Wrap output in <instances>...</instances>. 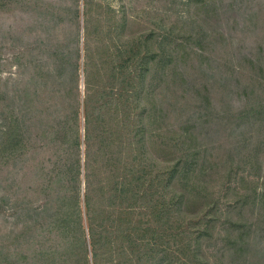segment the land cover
<instances>
[{
	"label": "trees",
	"instance_id": "obj_1",
	"mask_svg": "<svg viewBox=\"0 0 264 264\" xmlns=\"http://www.w3.org/2000/svg\"><path fill=\"white\" fill-rule=\"evenodd\" d=\"M210 1L178 0L183 9L174 11L169 0L133 17L99 5L102 16L84 27L80 100L77 3L0 0L41 25L26 47L40 60L28 59V76L0 99V181L4 164H28L45 194L33 206L0 183V214L12 220L0 264H157L165 248L168 264H208L217 243L210 264L250 252L261 264L264 189L249 186L264 163V49L229 57L230 41L210 29ZM233 93L246 97L237 111ZM39 141L53 154L29 153Z\"/></svg>",
	"mask_w": 264,
	"mask_h": 264
},
{
	"label": "rangeland",
	"instance_id": "obj_2",
	"mask_svg": "<svg viewBox=\"0 0 264 264\" xmlns=\"http://www.w3.org/2000/svg\"><path fill=\"white\" fill-rule=\"evenodd\" d=\"M43 1H52L55 7L62 5L74 8V6H76V3L78 5V23L80 37L79 46L82 55L79 59L78 68V89L79 92L81 91L80 100H82V94L84 92V27L87 25V18L90 17L91 19H93V21H95V18H100L102 16L101 9L98 8V6H103L105 4H109L114 8L122 6L124 12L128 17L135 16L142 9H152V11L155 12L156 10L163 11L164 9H167L169 7L167 5V2L169 0H93V3L90 4H87L89 0ZM170 1L174 2V11L182 8V5H179L178 0ZM210 7L212 8V10L210 11L212 17V23L209 22L210 29L215 31L216 33L223 34L227 38V40L230 41L228 42L229 51H231V53H229L228 55L229 57L231 56L232 59L234 58V60H237L244 55L257 53L260 47H263L264 49V0H211ZM187 8L190 12L195 11V6L190 5ZM169 9L173 10L172 8ZM36 16H38L37 12ZM38 21H40V18L36 19L31 11L29 12V10L27 9L25 11L18 7H13L12 9H0V99L3 98L1 97L3 96V92L12 93L16 89V87L20 86L24 79L28 76L27 71H25L26 61L33 57L32 59L37 62L41 58V54L38 53V49L31 51L30 53H28V49H26L28 44H31V47H34L35 42L38 40L39 33H41V25ZM37 22L39 24H37ZM69 27L70 25H68L67 21V25L65 26L66 30H68ZM127 27L131 30L135 29V23L132 22V20H129L127 23ZM49 28L51 29L50 34L52 33V31H54V29H57V27L55 26H51ZM27 66L29 65H26V67ZM243 97L241 98V94L239 95L238 93L229 95L227 101L229 102L232 110L237 111L244 105L246 97ZM82 125L83 120L80 109L81 128ZM215 128H217V125H215V127L212 126V129ZM80 134L82 138V129ZM220 136L221 135L218 131L214 130L213 132H211V137H213L214 140H217L219 142L220 140L222 141V138ZM255 136L256 138H254V141H252V143L256 146L258 140L263 136H261V134L259 133L255 134ZM223 142H225V139H223ZM34 149L31 147L29 153L37 152V158L47 157L53 154L52 144L45 145L44 142L41 141L37 142V145L34 146ZM82 150L80 162L82 172L80 177L81 182L84 174ZM261 153V156L264 157V152ZM26 168H28V172L25 171ZM262 168L263 170H261V172L259 173L261 176L263 175V177H252V179H254V182L252 183L253 185L249 186V189L252 186L259 187V190L264 189V163ZM1 172L0 183L3 189L6 188L8 195H10L11 197L15 198L16 195L20 199L23 198L24 200H29L31 204H33V206L39 205L40 201L45 198V194L41 190L42 186H39V182L36 176L32 175V171L29 168L28 164H26L24 168H20L19 165L12 167L9 164H4V166H2L1 168ZM6 176H8L9 179H4ZM31 179L33 180V182ZM224 200L225 198L221 197L220 203L224 204ZM82 218V224L83 227H85L86 234V221L84 216ZM11 222L12 220L6 221L5 217L0 214V236L6 234L7 229L11 226ZM86 236H88V234H86ZM262 237L263 240H261V244L258 245L262 250L261 254L264 251L263 234ZM162 239L163 241L165 240V238ZM49 243H53V240L50 239L49 241H47V244ZM117 243H122V240L119 239ZM164 243L165 242H163V245ZM206 245L207 242L203 244V247L206 248ZM56 247L57 246L55 243L54 250ZM218 247L219 244L217 243V246H211L207 249L210 256L207 259L208 264H210L213 258H219ZM96 248L97 247L95 246V249ZM166 252V248L158 253L156 252L155 255L157 257V264L169 263L168 257H170V255H168L167 257ZM95 253L96 260H99V253L94 250V256ZM250 253L244 254L242 256L239 255L238 257L233 253V256L231 257L232 262L234 264H253L252 260H255L256 257H253ZM249 254L251 255V257ZM57 256L58 255H55L54 257ZM225 256L227 257L226 253ZM104 257L106 258V254L104 255ZM104 257L103 259H105ZM178 257H176L175 260ZM260 259L261 264H264V256H261ZM98 262H101V260H99ZM232 262L229 260V264H233ZM51 263L60 264L61 262L58 260V258H55L51 261ZM131 264H136L135 257L134 261H132Z\"/></svg>",
	"mask_w": 264,
	"mask_h": 264
}]
</instances>
